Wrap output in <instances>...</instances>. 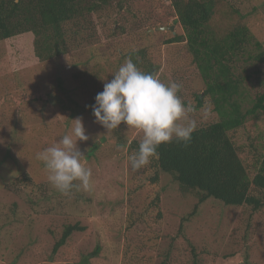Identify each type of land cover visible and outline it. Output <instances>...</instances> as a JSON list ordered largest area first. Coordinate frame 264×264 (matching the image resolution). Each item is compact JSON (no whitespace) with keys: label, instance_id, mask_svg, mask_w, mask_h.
<instances>
[{"label":"rangeland","instance_id":"obj_1","mask_svg":"<svg viewBox=\"0 0 264 264\" xmlns=\"http://www.w3.org/2000/svg\"><path fill=\"white\" fill-rule=\"evenodd\" d=\"M121 1L91 15L95 35L78 37L64 56L38 62L30 34L0 42V264H264V209L211 198L195 209V196L181 193L166 173L152 185V172L133 170L128 159L129 143L143 133L123 124L107 131L86 107L134 56L140 71L181 85L197 128L221 119L185 42L166 44L183 34L170 1ZM218 1L209 22L216 39L236 26L251 36L230 64L239 82L232 100L246 114L264 93V62L251 58L259 53L255 42L264 50V0ZM31 92L45 100L16 101ZM77 117L89 136L77 143L92 187L65 196L37 154L70 134ZM230 135L253 178L264 161V110ZM68 225L81 231L53 253Z\"/></svg>","mask_w":264,"mask_h":264},{"label":"trees","instance_id":"obj_2","mask_svg":"<svg viewBox=\"0 0 264 264\" xmlns=\"http://www.w3.org/2000/svg\"><path fill=\"white\" fill-rule=\"evenodd\" d=\"M117 1L122 3L121 0H0V42L30 34L38 62L64 56L78 37L95 35L91 15ZM169 1L183 34L166 44L185 42L202 79L206 81L205 94L212 98L221 119L197 128L186 146L175 140L162 144L157 150L159 155L143 167V171L152 172L149 177L152 185L158 183L160 174L170 175L181 193L195 196V209L211 198L225 206L249 207L254 213L263 210L264 161L250 178L239 157V148L230 135L244 124L248 115L264 110V93L255 99L246 114H242L237 102L232 100L238 96L239 82L231 75L230 64L250 43L251 36L245 27L236 26L224 37L216 39L209 29V22L218 0ZM254 45L259 53L251 58L264 62V50L258 42ZM131 60L137 67L134 56ZM214 69L216 72L212 73ZM38 100L44 101V95L35 92L22 93L16 99L18 102ZM197 101L201 105L200 96ZM224 104L230 106V111ZM139 143L136 140L129 143L128 159L138 151ZM157 216L159 218L161 214ZM76 231H81V228L66 226L52 252L56 253L63 247ZM97 253L95 250L88 256L95 258Z\"/></svg>","mask_w":264,"mask_h":264},{"label":"clouds","instance_id":"obj_3","mask_svg":"<svg viewBox=\"0 0 264 264\" xmlns=\"http://www.w3.org/2000/svg\"><path fill=\"white\" fill-rule=\"evenodd\" d=\"M112 79L103 85L90 106L95 122L107 131L126 127L143 133L137 152L129 156L131 168L141 169L151 163L162 144L175 140L185 146L197 130V122L190 118L192 106H185L178 94L177 82L163 83L152 74L140 71L129 58ZM70 134L63 135L54 145L37 154L48 172V180L62 195L69 196L73 189L92 187V172L82 162L84 153L78 141L89 139L82 117L73 119Z\"/></svg>","mask_w":264,"mask_h":264}]
</instances>
